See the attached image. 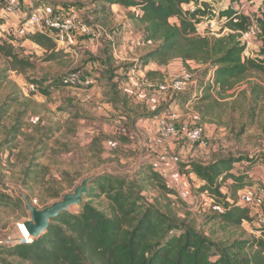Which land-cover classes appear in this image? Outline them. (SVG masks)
Returning a JSON list of instances; mask_svg holds the SVG:
<instances>
[{
    "label": "rangeland",
    "instance_id": "rangeland-1",
    "mask_svg": "<svg viewBox=\"0 0 264 264\" xmlns=\"http://www.w3.org/2000/svg\"><path fill=\"white\" fill-rule=\"evenodd\" d=\"M7 1L12 0H0V7ZM14 1L19 2L23 9L26 6L29 10L41 8L63 18L71 16L74 28L52 35L57 43V56L52 60H45L46 53L41 47L24 42L23 56L34 66L7 71L6 80L0 87V104L7 98L15 99L0 125V191L12 197L18 196L22 201L19 207L0 205V243L17 240L18 236L23 241L32 239L21 224L29 218L23 194L41 209L72 192L84 178L97 177L104 172L132 177L144 162L151 163L163 176L166 185L175 191V194H168L150 185L142 192L148 203L179 219L193 222L198 231L215 241L253 239L260 235L261 226L255 209L249 210L251 222L222 227L215 219L219 211L212 208L213 199L207 194H199L196 188L200 181L194 174H182L179 163H205L222 157L247 159L260 155L264 150L263 72L250 71L225 96L219 98L213 93L214 101L199 103L188 101V98L184 100L192 88L195 91L201 88V69L190 63V68H182L194 74L195 83L189 89L181 94L165 92L164 99L150 100L146 95L145 76H138L132 85L127 74L131 67L134 71L139 69V58L146 52L140 55L139 45L128 43L124 50L126 53L120 56L116 47L117 43L125 41L121 31L128 32V24L134 25L127 18V9L115 7L110 12L107 10L96 22V12L103 5L100 1ZM213 1L217 11L220 3ZM233 6L250 19L264 13V0H242ZM223 24V19L202 21L197 25V31L200 35L219 37L229 32ZM8 27L12 29L8 39H19L21 21L18 19L14 24L9 17ZM135 27L139 29L140 26L135 24ZM108 44L112 49L111 68L124 65L127 69L109 70V62L102 53ZM260 48L261 40L256 37L249 46V57H256ZM141 50L144 52L143 48ZM8 66L7 60L0 56V73ZM180 71L165 79L177 76ZM74 72L80 75L79 86L61 85L60 79ZM115 84L118 86L111 88ZM253 87H256L255 94ZM112 90L118 91L117 100ZM181 103L182 106L179 105ZM186 103L189 106L186 107ZM176 104L182 114L173 120L180 132L176 136L161 134L157 119L160 116L171 117ZM156 109H161V113L150 115ZM195 114L200 117L203 137L202 141L191 143L182 131L193 123ZM18 120L22 123L21 130L13 141L4 144L9 128ZM50 132V138L38 144L39 136ZM109 141L115 142V146L109 145ZM26 168L35 171L37 176L31 180L26 178ZM244 168L250 172L247 175L250 182L239 193L254 194L258 188H264V159H259L251 171L247 169L245 160L238 162L233 172L239 174ZM23 180L27 181V186L22 185ZM226 183L231 184L232 181L229 179ZM222 190L226 192L227 189L223 186ZM86 200L84 196L83 201ZM89 200L98 207L107 206L103 196ZM79 207L72 208L70 212H77ZM21 232L25 236H21Z\"/></svg>",
    "mask_w": 264,
    "mask_h": 264
},
{
    "label": "trees",
    "instance_id": "trees-1",
    "mask_svg": "<svg viewBox=\"0 0 264 264\" xmlns=\"http://www.w3.org/2000/svg\"><path fill=\"white\" fill-rule=\"evenodd\" d=\"M94 1L103 3L96 10V22L107 10L110 12V5L118 4L128 10L127 18L131 23L143 30V42L156 44L139 58L141 66L149 62L165 66L179 59L187 68L188 62L200 67L201 88L196 89L199 95L193 99L192 94L187 92L184 100L188 98V101L199 103L214 101L213 93L219 98L225 96L250 71L264 73V13L256 18L261 48L256 57L243 58L244 45L239 41V36L248 28L250 18L233 6L242 0L217 1L220 3L217 11L213 0L200 3L197 0ZM192 5L193 10L190 9ZM214 18L223 19V26L229 32L219 37L200 35L197 25ZM172 19L175 21L172 22ZM10 38L9 41H0V56L9 64L0 73V87L6 80L7 71L34 66L23 56L25 49L14 46V42L29 40L45 50V60L57 56V43L45 31L30 32L21 39ZM102 53L109 62V70L127 69L124 65L111 68L113 58L110 44ZM125 70L123 72L126 73ZM209 72L212 73L210 82L205 81ZM145 78L160 82L162 73L148 70ZM61 85L66 86L62 82ZM117 86L115 84L111 88ZM252 91L255 94L256 87ZM41 92L48 94L44 89ZM112 93L117 100L118 91L112 90ZM14 100L7 98L0 104V125ZM160 113L161 109H156L150 115ZM21 127L20 120L13 124L4 144L13 141ZM50 135L51 132L41 134L38 144L44 143ZM259 159H264V150L256 158L222 157L205 163L180 162L179 169L187 176L194 174L200 181L196 188L199 194H207L213 199L212 206L222 209L215 215L222 227L240 226L245 221H252L250 209L237 203L238 193L249 185L247 175L250 172L244 168L241 173H234V165L245 160L247 169L251 171ZM143 165L132 177L109 173L95 177L88 187V200L80 205L77 212L65 211L52 218L47 230L37 238L27 242L14 240L0 243V264H264V223L260 224V235L253 239L215 241L198 231L193 222L172 216L146 201L142 192L150 185L168 194H175V191L166 185L163 176L151 163ZM24 174L30 180L37 176L29 168ZM229 179L231 184L226 183ZM22 185L27 186V181L23 180ZM223 186L226 192H223ZM101 196L107 201L106 207H98L89 200ZM0 205L19 207L22 201L18 196L12 197L0 191Z\"/></svg>",
    "mask_w": 264,
    "mask_h": 264
},
{
    "label": "built area",
    "instance_id": "built-area-1",
    "mask_svg": "<svg viewBox=\"0 0 264 264\" xmlns=\"http://www.w3.org/2000/svg\"><path fill=\"white\" fill-rule=\"evenodd\" d=\"M203 0H197L198 3L202 2ZM227 2L228 0H216ZM193 5L190 6V9L193 10ZM18 5L12 1H7L3 6L0 7V41L8 40L10 32L12 29L6 25V21L8 20V14L15 13L17 11ZM257 18V17H256ZM250 19V24L248 28L240 33L239 41L244 45V51L242 52V57L246 58L249 57V46L253 44V39L258 37V26H257V19ZM21 28L26 32L30 33L39 29L41 31H64L68 32L72 28H74V21L63 18L60 14L52 15L49 11L43 10L41 8H35L28 15L22 20ZM9 41V40H8ZM194 74L188 71L187 69H183L180 73L171 78V79H164L159 83H154L152 81H146V85L149 87H156L161 92L167 93H175L181 94L183 91L189 89L195 81H194ZM212 73L209 72L206 77L205 81H211ZM61 82L66 85H75L80 83V75L78 72H74L69 74L66 77L61 78ZM190 92L191 98L194 99L195 96L199 95L197 91L191 89ZM174 95V94H173ZM185 106H189V103H186ZM199 115L195 114L193 116V123L184 130L183 136L186 140L191 143L200 142L202 141L203 137V126L200 123ZM157 128L161 134H165L167 136H176L180 132L176 122L171 117L160 116L157 119ZM109 145L115 146V142L109 141ZM237 203L240 205L247 206L249 209H255L256 213H258L259 219L258 223H264V188H258L257 192L246 193H239L237 196ZM214 210L222 212V209L218 206H212ZM18 242H27L23 241L19 236L17 238Z\"/></svg>",
    "mask_w": 264,
    "mask_h": 264
},
{
    "label": "crops",
    "instance_id": "crops-1",
    "mask_svg": "<svg viewBox=\"0 0 264 264\" xmlns=\"http://www.w3.org/2000/svg\"><path fill=\"white\" fill-rule=\"evenodd\" d=\"M12 2H14L15 4H17L18 5V8H17V11L15 13L8 14L9 15L8 17H10L11 22L14 23V24H15L16 20H18V19H19V21L22 22V20L28 15L29 12L32 11V9L29 10V7H27V6L25 7V9H23L22 5L19 2L14 1V0H12ZM115 7L122 8L118 4H112V5L109 6L110 11H112ZM68 19H72V17L70 16V17H68ZM8 22H9V18L6 21V25H8ZM35 31H41V30L36 29ZM35 31H32V32H35ZM46 33L48 35L52 36L54 33H58V32L46 31ZM18 34H19V39H21L22 37L20 35H22V34L25 35V34H28V33H26L22 28H20L19 31H18ZM121 37H122L123 40H125V41L119 42V43H121V45L123 47H121V45L119 43H117V45H116L117 49L120 51V56H124V52H125L124 50H126L125 47H126V45L128 43L135 44V46L136 45H139L140 55H142V53L148 52L149 50H151L155 46L154 43H149V42L146 43V42H143V40H142L143 30L140 29V27H139V29L136 28L135 27V24L133 26H131V25L128 24V32L121 31ZM96 41H97V39H96ZM24 42L25 43L26 42L28 43L30 41L25 39V40H23L21 42H14V46H20V47H22V44ZM111 42H112V45L114 46L113 38H111ZM124 42H126V43H124ZM142 48L144 49V52L141 50ZM115 49L116 48H113V50H115ZM24 52H25V50H24ZM190 63H193V62H188L187 63L188 66H191ZM183 67H186V66H184V64L179 59L173 60V61H171L169 64H167L165 66H159L155 62H149L147 65H144L142 67L139 66V69H137L135 71H134V67H131L127 71V74L129 76V83H131L132 85H134L135 84V81L138 79V76H145V73L148 70H157V71H160L162 73V80H163L167 76H173L175 73L179 72L180 70H183L182 69ZM151 81L152 82H155V80H151ZM86 82H88V81H86ZM147 87H148V90H147V94L146 95H147V97L150 98V100H155V99L156 100H159V99L162 100V99H164L165 92H161L158 89H156L155 87H149V86H147ZM192 89H194V88H192ZM141 93L143 94V90H142ZM147 101H148V99H147ZM174 101L175 100H173V102ZM179 105L182 106V103L179 104ZM171 112L173 114V115H171V118H173V117L177 118L178 116H180L182 114V110L179 109L178 104H176V105L173 106V109H172ZM142 164H144V163H142ZM142 164H141V166H142ZM141 166H138V168L141 167Z\"/></svg>",
    "mask_w": 264,
    "mask_h": 264
},
{
    "label": "water",
    "instance_id": "water-1",
    "mask_svg": "<svg viewBox=\"0 0 264 264\" xmlns=\"http://www.w3.org/2000/svg\"><path fill=\"white\" fill-rule=\"evenodd\" d=\"M94 178V176L84 178L72 192L64 194L60 200L41 209L33 205L28 196L23 194L22 197L29 218L21 223L22 226L28 230L32 238L41 236L47 230L52 218L57 217L62 212L70 211L84 202V196H86L89 184Z\"/></svg>",
    "mask_w": 264,
    "mask_h": 264
},
{
    "label": "bare ground",
    "instance_id": "bare-ground-1",
    "mask_svg": "<svg viewBox=\"0 0 264 264\" xmlns=\"http://www.w3.org/2000/svg\"><path fill=\"white\" fill-rule=\"evenodd\" d=\"M21 236H25V233L24 232H21V234H20Z\"/></svg>",
    "mask_w": 264,
    "mask_h": 264
}]
</instances>
